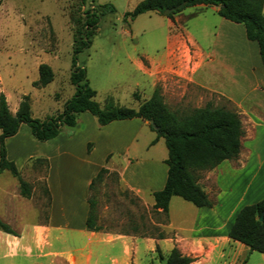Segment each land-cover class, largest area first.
<instances>
[{
	"label": "crops",
	"instance_id": "0c3cea01",
	"mask_svg": "<svg viewBox=\"0 0 264 264\" xmlns=\"http://www.w3.org/2000/svg\"><path fill=\"white\" fill-rule=\"evenodd\" d=\"M191 9L188 16L178 13L173 19L179 23L184 18H214L213 44L207 51L187 28L182 45L184 59L177 54L173 36L162 56L134 59L132 64L148 78L150 97L159 84L165 88L168 80L175 78L206 91L207 103L227 107L239 115L244 130L239 156L201 173L199 178L213 207L197 208L173 197L167 215L169 235L144 238L138 233L104 229L103 195H99L96 200L101 229H87L91 184L102 169L109 171L106 177L117 172L120 183L146 204L147 192L153 197L165 186L168 150L161 160L147 161L145 152L139 151L140 134L147 129L153 135L149 147L163 140L152 144L156 133L149 122L114 121L94 128L93 120L83 113L79 117L86 119L90 128L81 127L78 121L70 132H61L55 139L44 142L41 156L47 162L44 177L49 195L47 218L20 230L10 225L18 237L0 232L4 238L0 241V255L35 258L30 264H144L151 256L153 264L159 247L164 258L177 248L192 259L190 264H264V253L251 252L232 235L238 212L264 200V67L259 47L247 39L243 25L220 17L218 7L199 5ZM204 26L202 33L207 36ZM210 73L212 80L207 76ZM149 98L138 94L136 100H142V104ZM4 209L9 218L6 220L15 219L14 210ZM156 211L162 213L161 209ZM22 215L25 214L21 212L17 217Z\"/></svg>",
	"mask_w": 264,
	"mask_h": 264
},
{
	"label": "rangeland",
	"instance_id": "374dc122",
	"mask_svg": "<svg viewBox=\"0 0 264 264\" xmlns=\"http://www.w3.org/2000/svg\"><path fill=\"white\" fill-rule=\"evenodd\" d=\"M142 1L0 0V93L5 95L10 111L16 113L22 99L28 96L33 118L44 120L63 112L76 92L71 80L74 49L83 42L88 12L101 5L110 4L115 12L99 15L98 24L90 36L91 45L77 55L76 63L86 69L88 82L97 92L96 101L102 107L111 101L121 107L137 109L142 101L136 100L138 94L142 98L150 97L149 80L135 68L132 60L162 56L170 37H176L174 44L180 57L184 55L182 45L187 28L197 35L198 43L206 51L213 44L212 32L216 21L212 17L184 18L178 23L165 15L146 13L124 22V15L132 12ZM191 12L192 9L187 8L180 13L186 17ZM204 24L207 36L202 33ZM42 64L51 67L54 80L46 87H35ZM207 76L212 80V73ZM156 88H159L166 107L180 117L204 107L209 100L206 91L175 78L168 80L165 88L160 84ZM85 114L93 120L94 128H100L94 116ZM78 121L81 127L90 128L83 117H78ZM70 128L73 127H63L61 132H70ZM152 137L147 129L140 134L139 151L141 154L145 152L147 161L161 160L167 152L165 141L163 139L158 145L149 147ZM44 144L32 135L27 125L21 127L16 137L6 140L7 157L9 155L8 159L16 164L31 190V197L23 198L18 180L8 171L0 174V217L15 229L20 230L25 225H34L47 218L49 195L44 180L47 162L41 156ZM105 172L109 171L105 169ZM104 179L103 185H95L92 194L96 198L103 195L101 225L104 229L138 233L144 238L169 235L167 215L153 208L150 192L146 193L144 204L120 183L117 172L109 173L107 177L105 174ZM4 208L14 210L15 219L6 220L9 218H6ZM21 212L25 215L17 217ZM175 219L178 223V218ZM3 239L0 237V241ZM7 239L10 240L8 236ZM157 248L153 264H160V257H164L161 249ZM34 259L0 255V264H30ZM150 259L151 256L144 264H150Z\"/></svg>",
	"mask_w": 264,
	"mask_h": 264
},
{
	"label": "trees",
	"instance_id": "16d2710c",
	"mask_svg": "<svg viewBox=\"0 0 264 264\" xmlns=\"http://www.w3.org/2000/svg\"><path fill=\"white\" fill-rule=\"evenodd\" d=\"M78 1L85 3L86 0ZM179 5H183V8L166 17L173 20L174 15L199 5L215 6L219 8L220 17L243 25L247 39L258 44L264 67V0H145L132 12L126 13L123 20L128 23L149 12L164 15L166 10L178 8ZM94 9L88 12L83 42L74 49L71 80L76 92L62 113L44 120L33 118L28 96L22 99L16 113H12L5 95L0 93V174L8 171L18 180L20 195L26 199L31 197L29 184L21 177L16 164L8 159L6 150V140L16 136L22 125H27L38 141L47 142L55 139L63 127H75L78 117L83 113L94 116L100 127L114 121L152 120L155 128L152 125L150 127L156 133V140L152 144L162 138L168 150L167 180L163 190L153 194L154 209H161L162 213L168 215L173 197H179L197 208H212L214 204L199 184V175L215 169L224 161L237 159L244 131L239 115L227 107H218L209 102L204 107L180 117L166 107L159 88H156L152 96L140 104L138 109L121 107L111 101L102 107L96 101L97 92L88 82L86 69L76 63L77 55L91 45L90 36L98 24L99 15L115 12L114 6L110 4ZM53 80L51 67L42 64L39 66V80L34 86L46 87ZM105 174V169L98 173L91 184V190L104 181ZM97 204L96 197L91 195L86 227L92 231L101 229L98 226ZM0 232L19 236L1 218ZM232 235L236 241L249 247L251 252L264 253V200L246 206L238 212L232 224ZM157 253L160 254L158 248ZM160 258V264L192 262L191 258L184 256L177 248L172 249L166 258Z\"/></svg>",
	"mask_w": 264,
	"mask_h": 264
},
{
	"label": "water",
	"instance_id": "95a60500",
	"mask_svg": "<svg viewBox=\"0 0 264 264\" xmlns=\"http://www.w3.org/2000/svg\"><path fill=\"white\" fill-rule=\"evenodd\" d=\"M182 8H183V5H179L178 8L168 9L165 11L164 15L167 16L173 11H176L177 9H182ZM149 123L153 126V128H155L154 122L152 120H150Z\"/></svg>",
	"mask_w": 264,
	"mask_h": 264
}]
</instances>
